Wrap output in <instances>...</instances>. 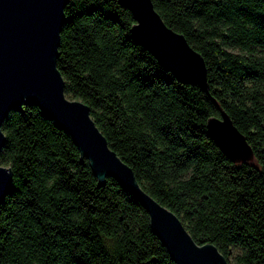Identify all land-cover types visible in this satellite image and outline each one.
Here are the masks:
<instances>
[{"label": "trees", "instance_id": "16d2710c", "mask_svg": "<svg viewBox=\"0 0 264 264\" xmlns=\"http://www.w3.org/2000/svg\"><path fill=\"white\" fill-rule=\"evenodd\" d=\"M204 57L209 91L181 82L132 36L120 0H67L56 64L140 186L229 264H264V0H152ZM231 116L253 148L231 160L206 120ZM0 162V264H176L141 201L99 181L72 136L34 102L12 108ZM238 247L229 259L232 249Z\"/></svg>", "mask_w": 264, "mask_h": 264}, {"label": "water", "instance_id": "95a60500", "mask_svg": "<svg viewBox=\"0 0 264 264\" xmlns=\"http://www.w3.org/2000/svg\"><path fill=\"white\" fill-rule=\"evenodd\" d=\"M66 1L0 0V151L6 140L1 128L5 116L12 108L34 102L72 136L81 151L79 158L84 155L89 159L99 181L110 174L141 201L152 230L176 264H229L216 244L197 243L181 218L140 186L132 167L108 144L90 106L66 94L65 80L56 64ZM120 1L132 12L133 38L178 80L196 82L208 92L203 55L182 32L164 21L153 1ZM218 108L219 114L206 120L209 135L231 160H252L254 152L246 135L223 107ZM11 182L10 166L0 167V204Z\"/></svg>", "mask_w": 264, "mask_h": 264}, {"label": "rangeland", "instance_id": "374dc122", "mask_svg": "<svg viewBox=\"0 0 264 264\" xmlns=\"http://www.w3.org/2000/svg\"><path fill=\"white\" fill-rule=\"evenodd\" d=\"M237 251H239V248H238V247H234V248L232 249V253L229 255V259L233 260V255H234Z\"/></svg>", "mask_w": 264, "mask_h": 264}, {"label": "clouds", "instance_id": "9594fccd", "mask_svg": "<svg viewBox=\"0 0 264 264\" xmlns=\"http://www.w3.org/2000/svg\"><path fill=\"white\" fill-rule=\"evenodd\" d=\"M5 135H7V133H5ZM0 167H9L7 165H0Z\"/></svg>", "mask_w": 264, "mask_h": 264}]
</instances>
